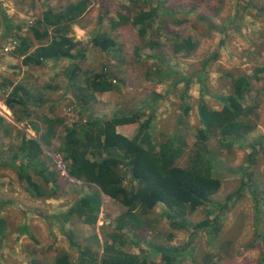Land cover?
Listing matches in <instances>:
<instances>
[{
    "label": "rangeland",
    "instance_id": "374dc122",
    "mask_svg": "<svg viewBox=\"0 0 264 264\" xmlns=\"http://www.w3.org/2000/svg\"><path fill=\"white\" fill-rule=\"evenodd\" d=\"M69 1L76 0H0V98H8L7 82L16 81L44 99V103L39 104L31 98L26 113H21L17 105L22 122L15 120L12 109V119L3 118L0 123L1 216L7 224L0 236V264H33L34 261L54 264L59 251H67L75 260L79 252L72 241L85 247L92 244L97 235L103 242L104 233L107 236L114 229L115 219L123 210L116 200L103 194L95 228L75 216L62 222L50 217L66 211L77 198L92 191L83 181L65 176L54 157L55 154L63 156L58 147L64 126L85 117L73 101L65 77L73 63L80 66L79 73L83 77V71L106 69L118 87L117 91L98 93L87 105L88 112L107 118L115 112L140 111L139 123L120 127L130 138L142 127L156 143L180 134L187 144L177 160L181 166L187 164L196 148L201 127L199 104L207 103L213 109L221 107L219 96L230 94L233 77L252 76V89L246 103L256 96L254 130L235 140L229 148L221 145L219 136L209 140L217 165L214 174L222 180L211 203L191 213L190 226L183 229L172 228L171 218L163 212L164 206L157 204L148 215L149 228L124 229L123 242L118 241L116 245L139 256L147 255L158 264L164 261L161 254L150 250L147 245L150 240L174 250L178 256L175 264H264V0H91L89 10L71 32L80 42L74 50L77 58L23 67L18 60L6 69L3 46L7 41L17 38L15 35H31L30 27L47 8H57ZM157 6L160 7L159 18L153 32L146 36L130 19L123 22L124 16L133 17L141 9L149 11ZM166 10L172 16L164 13ZM7 19L11 21L9 29L5 26ZM203 22L215 25V29ZM163 25L168 30L166 35L160 30ZM95 29L107 32L116 40L111 53L89 43ZM6 31L12 38L5 37ZM177 33L197 42L193 54L187 56L172 51ZM143 37L164 46L158 47L159 50L144 47ZM155 53L164 56L160 65L153 57ZM158 67L165 72L171 67L175 73H164L163 81L159 82L154 74ZM201 68L202 72L196 74ZM180 75L191 77L190 82L174 85ZM186 105L190 107L188 113L184 112ZM45 117L64 120L52 137L53 146H44L43 154L49 169L57 173L60 189L51 198H35L8 161L18 151L24 135L39 136L36 127H45ZM20 161L19 157L16 162ZM36 178L43 182L40 177ZM231 194L232 198L228 199ZM205 219L212 224L207 229H197L195 225ZM69 232L73 233V240Z\"/></svg>",
    "mask_w": 264,
    "mask_h": 264
},
{
    "label": "trees",
    "instance_id": "16d2710c",
    "mask_svg": "<svg viewBox=\"0 0 264 264\" xmlns=\"http://www.w3.org/2000/svg\"><path fill=\"white\" fill-rule=\"evenodd\" d=\"M90 5L91 0H76L57 8H47L30 27L31 35L17 36L19 44L15 53L23 56V62L27 65H42L47 61L77 58L74 50L80 42L71 36V32L73 25L81 21ZM159 10L160 7L157 6L149 11L141 9L133 17L124 15L120 17L124 16L123 22L130 19L134 26H140V33L146 36L150 31L153 32L156 18H159ZM164 13L172 16L167 10ZM173 22L177 24V21ZM203 23L215 29V25ZM5 26L11 28V21L7 19ZM160 30L164 35L168 33L164 25ZM175 35L172 51L187 56L193 54L198 46L197 42L190 37H182L180 33ZM145 38L143 37L144 47L159 50L164 46ZM89 43L107 54L111 53L117 44L112 36L99 29L92 31ZM153 57L158 60V65L164 59L163 55L156 53ZM213 58L216 59L217 56L214 55ZM203 64L206 65L205 62ZM79 70L80 66L73 63L65 77L68 79L73 101L79 111L85 113V117L64 126L58 150L63 154L68 173L90 186L92 191L77 198L66 211L50 217L62 222L63 219L70 220L75 216L95 228L103 203V194L116 200L123 210L115 219L114 229L107 236L104 233L103 242L97 235L93 238L94 242L86 244L85 247L72 241L77 247L79 257L74 260L67 251H59L54 264H158L147 255L139 256L117 246L118 241L123 242L121 232L124 229H148V215L157 204L164 206L163 212L171 218L172 228H187L190 226L189 215L201 206L211 203L212 195L220 190L222 180L214 174L217 165L209 147V140L213 136H219L221 145L229 148L235 140L254 130L256 96L251 98L249 104L246 103L252 89V76L242 74L237 78L233 77L230 94L219 96L221 107L213 109L207 103L199 104L201 127L198 129L196 148L189 156L187 164L181 166L177 160L184 154V147L187 144L180 134L176 133L171 139L156 143L142 127L133 138H130L120 133L117 127L139 123L140 111L115 112L107 118L88 112L87 105L92 99L95 100L98 93L117 91L118 87L106 69L99 72L83 71L84 77ZM200 72L202 68L196 74ZM164 73L174 74L175 70L168 67V72H165L158 67L154 74L159 82L163 81ZM190 80L191 77L180 75L174 81V85L181 81L188 84ZM25 89L24 84H16L6 99L13 109L17 122L23 121L16 111L17 105L21 113H26V105L29 101L32 102L33 98L39 104L44 103L41 96H36L35 93L32 95ZM189 110L190 107L186 105L184 112L188 113ZM43 123L45 129L42 125L36 127L40 132L38 137L29 138L26 135L22 137L18 151L13 155V159L8 161V164L17 170L19 179L25 184L28 193L35 198H51L56 196L60 189L57 173L49 169L43 154L44 146H53L52 137L56 134L57 126L63 124L64 120L60 117H45ZM19 157L21 161L17 163ZM232 196L229 195L228 199ZM2 205L3 201L0 200V236L7 228L6 221L1 216ZM211 224L205 219L195 226L197 229H207ZM61 226L63 228V224ZM258 233L263 234L262 231ZM72 234V232L68 234L71 240L74 238ZM147 245L153 253L161 254L165 264H175L178 256L174 250L162 244L157 245L151 240ZM33 264L38 263L34 261Z\"/></svg>",
    "mask_w": 264,
    "mask_h": 264
},
{
    "label": "built area",
    "instance_id": "2783aa9c",
    "mask_svg": "<svg viewBox=\"0 0 264 264\" xmlns=\"http://www.w3.org/2000/svg\"><path fill=\"white\" fill-rule=\"evenodd\" d=\"M18 44H19V41L17 38L10 39L3 46V50L6 53L7 52H13L16 50ZM0 116H2L3 118L9 119V120L12 119V111H11L9 105L7 104V102L4 99H1V98H0ZM54 157H55V161H57V163H58V167L62 170V173L65 176H70L72 179H75L68 173L64 157L62 155H56V154L54 155ZM75 180L77 181V179H75ZM78 181H80V180H78Z\"/></svg>",
    "mask_w": 264,
    "mask_h": 264
},
{
    "label": "crops",
    "instance_id": "0c3cea01",
    "mask_svg": "<svg viewBox=\"0 0 264 264\" xmlns=\"http://www.w3.org/2000/svg\"><path fill=\"white\" fill-rule=\"evenodd\" d=\"M77 24H75V25H73V28H74V26H76ZM19 35H25V34H19ZM12 34L10 33V32H8V31H6V33H5V37H9V38H12ZM18 36V35H17ZM16 35H15V37H17ZM8 38V39H9ZM18 38V37H17ZM2 52H3V50H2ZM3 54L4 55H6V59H3L4 60V64H3V66L7 69H10L11 67L9 66L8 67V65L10 64H13V63H15V62H18V60L20 61V65L23 67L24 65H27V64H24V62H23V56H20V55H18L17 53H15V51H13V52H7V53H5V52H3ZM22 59V60H21ZM10 60V61H9ZM12 60V61H11ZM61 60H63V59H61ZM6 62V63H5ZM15 68V67H14ZM8 84V88L5 90L6 92H11L12 91V89H13V87L16 85V81H14V83H12L11 81L10 82H7ZM48 86V85H47ZM26 87V86H25ZM1 89V88H0ZM27 90H29L30 92H31V94L33 95V91H31L29 88H27L26 87V89H25V91H27ZM110 92V91H109ZM14 113V112H13ZM15 118V117H14ZM131 124H134V123H131ZM131 124H124V125H120V126H118L117 127V129H118V131L120 132V133H122V134H124V135H126V136H128V137H131V136H129V135H127V134H125V133H123V132H121L120 131V127L121 126H129V125H131ZM26 136L27 137H29L30 138V135H28V134H26ZM33 137V136H32Z\"/></svg>",
    "mask_w": 264,
    "mask_h": 264
},
{
    "label": "clouds",
    "instance_id": "9594fccd",
    "mask_svg": "<svg viewBox=\"0 0 264 264\" xmlns=\"http://www.w3.org/2000/svg\"><path fill=\"white\" fill-rule=\"evenodd\" d=\"M6 102H7V100L6 99H4ZM8 104V103H7ZM10 107V106H9ZM10 109H11V111H12V108L10 107ZM2 119H3V117L2 116H0ZM73 177V176H72ZM74 178V177H73ZM76 179V178H75Z\"/></svg>",
    "mask_w": 264,
    "mask_h": 264
}]
</instances>
